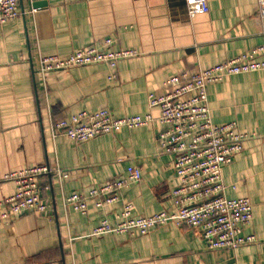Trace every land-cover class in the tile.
<instances>
[{
  "label": "crops",
  "instance_id": "0c3cea01",
  "mask_svg": "<svg viewBox=\"0 0 264 264\" xmlns=\"http://www.w3.org/2000/svg\"><path fill=\"white\" fill-rule=\"evenodd\" d=\"M209 12L191 17L185 0H17L20 16L0 25V176L47 165L68 173L42 180L46 214L0 222V264H264V71L226 77L208 86L214 124H237L250 138L223 168L229 199L249 198L253 221L244 232L258 242L209 250L197 231L166 225L146 236L91 237L103 217L113 225L127 204L134 217L171 211L179 180L165 154L158 122L121 129L78 144L55 136L54 125L81 112L108 110L116 119L152 115L150 96L185 71L207 70L264 48L257 0H208ZM113 40L116 51L137 56L116 68L96 64L39 75L40 56L71 54ZM264 60V53L258 56ZM142 169V179L103 211L87 199V213L66 208L64 196L88 193ZM0 184V201L13 196ZM3 210H0V213Z\"/></svg>",
  "mask_w": 264,
  "mask_h": 264
},
{
  "label": "built area",
  "instance_id": "2783aa9c",
  "mask_svg": "<svg viewBox=\"0 0 264 264\" xmlns=\"http://www.w3.org/2000/svg\"><path fill=\"white\" fill-rule=\"evenodd\" d=\"M191 17L209 12L208 0H185ZM257 18L264 20V0H257ZM20 16L17 0H0V25ZM113 40L108 39L103 50L96 46L77 51L65 59L58 56H40L39 75L45 82L51 72H68L77 67L106 64L116 68L122 60L137 56L132 50L116 51ZM264 48L242 54L207 70L185 71L166 82L162 96H150V106L160 109L158 118L152 115L113 117L108 110L94 113L81 112L68 120L54 125L55 136L61 135L82 144L97 137L115 134L123 128H144L155 122L166 126L158 134L159 144L165 154L174 158V172L179 180L172 189V210L152 216L134 217L132 206L127 204L115 225L103 217L92 231L91 237L117 234L134 237L148 235L156 228L174 225L197 231L209 250H232L255 244L257 238L245 235L253 221V204L249 198L229 199L223 180L224 166L231 164L250 138L237 130L236 123L218 126L213 123L208 103V86L218 84L226 77L264 71V60L258 56ZM57 176L61 182L68 173L59 168L39 165L0 176V184L13 182L16 192L0 201V222L28 213L46 214L52 207L44 200L42 180ZM142 169H127L124 178L92 189L87 196H64L66 208L72 207L87 213V199L96 203L99 211L120 201L123 190L129 189L142 179Z\"/></svg>",
  "mask_w": 264,
  "mask_h": 264
}]
</instances>
